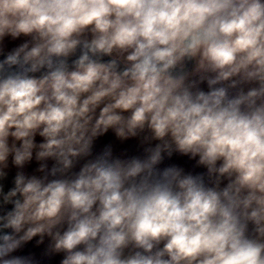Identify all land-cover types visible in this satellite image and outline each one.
Instances as JSON below:
<instances>
[{
    "label": "clouds",
    "instance_id": "obj_1",
    "mask_svg": "<svg viewBox=\"0 0 264 264\" xmlns=\"http://www.w3.org/2000/svg\"><path fill=\"white\" fill-rule=\"evenodd\" d=\"M0 264H264V0H0Z\"/></svg>",
    "mask_w": 264,
    "mask_h": 264
}]
</instances>
